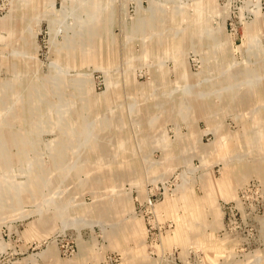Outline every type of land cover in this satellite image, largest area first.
Listing matches in <instances>:
<instances>
[{"label":"rangeland","instance_id":"obj_1","mask_svg":"<svg viewBox=\"0 0 264 264\" xmlns=\"http://www.w3.org/2000/svg\"><path fill=\"white\" fill-rule=\"evenodd\" d=\"M0 264H264V0H0Z\"/></svg>","mask_w":264,"mask_h":264}]
</instances>
